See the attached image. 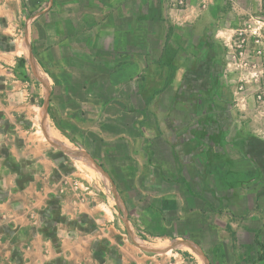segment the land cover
I'll list each match as a JSON object with an SVG mask.
<instances>
[{"label":"crops","instance_id":"0c3cea01","mask_svg":"<svg viewBox=\"0 0 264 264\" xmlns=\"http://www.w3.org/2000/svg\"><path fill=\"white\" fill-rule=\"evenodd\" d=\"M28 1L30 9L24 4L22 19L24 46L10 34L9 43L1 41L0 33L4 245L11 244L8 233L33 222L30 215L36 208L24 211V200L34 204L28 196L44 192L50 197L42 178L50 180L56 170L37 169L29 173L30 180L18 182L20 186L16 182L19 173L32 166L46 168L43 161L25 155L18 135L31 122L19 113L23 109L16 111L17 104L24 108L21 100L27 99L28 91L20 86L18 93L14 90L12 76L19 58L26 59L28 73L42 68L51 90L66 87V110L75 112L74 118L81 111L94 132L115 140L110 150L124 149L121 164L134 163L141 171L150 168L151 184L164 197L178 198L182 193L190 197L192 182L198 184L200 195L209 196L213 182L251 179L259 183L252 191L263 193L264 109L255 99L260 78H251V69L240 68L228 57V45L239 27L253 30L256 20L264 22V0H190L184 8L175 6L174 0ZM5 5L0 0V12L6 11ZM28 9L31 12L26 13ZM2 27L0 22V32ZM2 43L9 48L3 49ZM21 47L25 52L19 51ZM241 81L246 82L242 91ZM59 116L74 120L63 112ZM58 131L73 134L66 126ZM22 159L32 162L15 172V161ZM54 162L57 166L55 157ZM180 179L178 188L170 185ZM72 235L66 232L64 239ZM177 246L206 264V253L197 241L183 238Z\"/></svg>","mask_w":264,"mask_h":264},{"label":"rangeland","instance_id":"374dc122","mask_svg":"<svg viewBox=\"0 0 264 264\" xmlns=\"http://www.w3.org/2000/svg\"><path fill=\"white\" fill-rule=\"evenodd\" d=\"M1 1L6 2V11L0 12L5 16L0 18L1 41L9 43L10 34L24 46L22 19L28 0ZM29 9L26 13L31 12ZM1 45L5 50L9 48ZM23 50L19 49L21 53ZM38 71L30 69L28 73L17 64L12 79L17 93L19 86L28 89L27 99L21 100L24 108L18 104L16 107L17 112L23 109L19 113L31 121L26 131L18 134L22 135L25 155L43 161L46 168L32 166L23 171L32 159H22L15 161L13 169L23 171L17 183L30 180L29 173L37 169L44 172L51 166L56 170L51 181L42 178L50 197L44 192L28 196L34 204L24 200L21 209L36 208L30 215L33 222L7 234L13 246L0 240V264H203L201 257L182 255L180 251L186 250L177 245L183 238L199 243L206 253V264H264L263 181L261 195L252 191L259 183L251 179L213 182L209 196L200 195L198 184L192 182L190 197L183 193L178 198L164 197L167 195H161L151 184L150 168L141 171L134 163L121 164L124 149L110 150L115 140H106L98 130L94 132L81 111L74 118L76 113L66 110L69 100L64 96L68 89L51 90L49 76L42 68ZM59 112L74 120H60ZM64 126L73 134H61L58 128L64 131ZM51 141L70 152L55 148ZM179 182L170 185L178 188L183 180ZM163 200L176 201V208L163 209ZM71 231L73 235L64 239Z\"/></svg>","mask_w":264,"mask_h":264},{"label":"built area","instance_id":"2783aa9c","mask_svg":"<svg viewBox=\"0 0 264 264\" xmlns=\"http://www.w3.org/2000/svg\"><path fill=\"white\" fill-rule=\"evenodd\" d=\"M189 2L190 0H174V5L184 8ZM228 57L239 63L240 68L251 69V78H260V88L255 93V99L257 105L264 109V22L256 20L253 30L239 27L228 45ZM245 83L241 81V91L245 90Z\"/></svg>","mask_w":264,"mask_h":264},{"label":"trees","instance_id":"16d2710c","mask_svg":"<svg viewBox=\"0 0 264 264\" xmlns=\"http://www.w3.org/2000/svg\"><path fill=\"white\" fill-rule=\"evenodd\" d=\"M17 64H18V67H19V68H23V69H25V68H26V59H25V58H19ZM22 75H23V79H27V75H26V74L22 73ZM169 208H173V209L176 208V203H175V201L170 202V201H168V200H163V209L166 210V209H169ZM60 218H61V217H60ZM229 228H231V227L229 226ZM106 243H107V241H106ZM180 252H181L185 257H189V258H193V259H194L193 255H192L191 253H189V252H187V251H180Z\"/></svg>","mask_w":264,"mask_h":264},{"label":"water","instance_id":"95a60500","mask_svg":"<svg viewBox=\"0 0 264 264\" xmlns=\"http://www.w3.org/2000/svg\"><path fill=\"white\" fill-rule=\"evenodd\" d=\"M52 142V141H51ZM52 145L53 146H55L56 148H58V149H63V150H65V151H69V150H67V149H64L60 144H58V143H56V142H52ZM70 152V151H69ZM74 153V152H73ZM100 167H102L101 165H100Z\"/></svg>","mask_w":264,"mask_h":264}]
</instances>
